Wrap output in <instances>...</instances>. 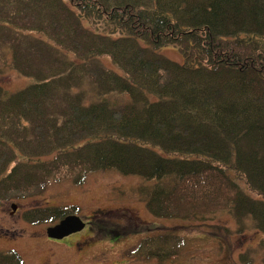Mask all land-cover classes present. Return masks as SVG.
<instances>
[{
	"label": "trees",
	"instance_id": "trees-1",
	"mask_svg": "<svg viewBox=\"0 0 264 264\" xmlns=\"http://www.w3.org/2000/svg\"><path fill=\"white\" fill-rule=\"evenodd\" d=\"M168 46L181 62L157 52ZM9 65L30 81L0 85V203L114 169L150 181L137 191L154 217L227 211L264 237V0H0V74ZM170 237L169 251H151V237L134 254L176 255ZM0 264L23 259L0 251Z\"/></svg>",
	"mask_w": 264,
	"mask_h": 264
},
{
	"label": "rangeland",
	"instance_id": "rangeland-1",
	"mask_svg": "<svg viewBox=\"0 0 264 264\" xmlns=\"http://www.w3.org/2000/svg\"><path fill=\"white\" fill-rule=\"evenodd\" d=\"M27 33L45 39L41 32ZM1 50L9 62L10 50L5 44ZM157 52L182 61L174 47H161ZM100 61L115 69L107 56ZM29 81L10 65L0 74V85L10 91L22 89ZM229 172L247 194L258 198L239 175ZM148 184L150 181L140 176L106 169L86 174L81 184L58 175L37 195L8 197L0 203V251H16L23 264H264V237L249 217H242L239 225L227 211L201 221L154 217L137 191ZM52 206H76L75 215L85 221V228L54 240L45 236V228L55 221L31 223L24 219L28 212ZM202 223L212 226H201ZM172 234L182 239L176 255L163 258L154 253L144 258L134 254L139 242L151 237L153 240L145 244L151 251H169ZM164 235L168 241L162 239Z\"/></svg>",
	"mask_w": 264,
	"mask_h": 264
},
{
	"label": "water",
	"instance_id": "water-1",
	"mask_svg": "<svg viewBox=\"0 0 264 264\" xmlns=\"http://www.w3.org/2000/svg\"><path fill=\"white\" fill-rule=\"evenodd\" d=\"M12 211L15 210V205H11ZM84 227V222L76 215H67L57 224L46 228V235L53 239H62L63 237L81 230Z\"/></svg>",
	"mask_w": 264,
	"mask_h": 264
},
{
	"label": "flooded vegetation",
	"instance_id": "flooded-vegetation-1",
	"mask_svg": "<svg viewBox=\"0 0 264 264\" xmlns=\"http://www.w3.org/2000/svg\"><path fill=\"white\" fill-rule=\"evenodd\" d=\"M141 222H143V221H141ZM141 222H140V223H141Z\"/></svg>",
	"mask_w": 264,
	"mask_h": 264
}]
</instances>
